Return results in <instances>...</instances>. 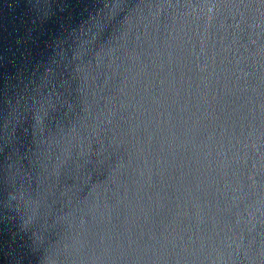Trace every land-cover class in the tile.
I'll return each mask as SVG.
<instances>
[{
  "label": "water",
  "instance_id": "95a60500",
  "mask_svg": "<svg viewBox=\"0 0 264 264\" xmlns=\"http://www.w3.org/2000/svg\"><path fill=\"white\" fill-rule=\"evenodd\" d=\"M0 264H264V0H0Z\"/></svg>",
  "mask_w": 264,
  "mask_h": 264
}]
</instances>
